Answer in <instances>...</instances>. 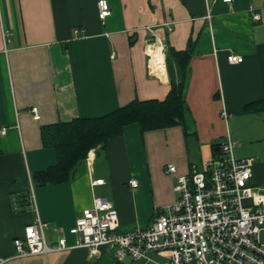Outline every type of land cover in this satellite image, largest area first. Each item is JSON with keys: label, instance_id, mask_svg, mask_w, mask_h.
<instances>
[{"label": "crops", "instance_id": "crops-1", "mask_svg": "<svg viewBox=\"0 0 264 264\" xmlns=\"http://www.w3.org/2000/svg\"><path fill=\"white\" fill-rule=\"evenodd\" d=\"M99 1L0 0V264H115L107 249L18 258L15 241L40 220L50 244L63 235L73 247L71 230L95 198L115 204L120 232L149 228L157 209L176 201V177L203 171L228 135L238 160L254 159L253 184L264 189V0H106L105 21ZM156 47L164 53L153 57ZM169 50L189 54L184 126L143 132L131 124L92 150L70 181H34L57 164L46 128L165 101ZM230 55L244 62L231 64ZM98 179L105 185L93 186Z\"/></svg>", "mask_w": 264, "mask_h": 264}, {"label": "built area", "instance_id": "built-area-1", "mask_svg": "<svg viewBox=\"0 0 264 264\" xmlns=\"http://www.w3.org/2000/svg\"><path fill=\"white\" fill-rule=\"evenodd\" d=\"M228 4L235 0H224ZM100 19L111 15L106 0L99 1ZM253 19L261 14L254 9ZM78 33V31H77ZM231 64H241L244 58L230 55ZM38 109H33L36 119ZM222 116L228 119L227 111ZM238 142L231 135L219 146V155L204 163V170L194 167L176 177L178 197L174 203L157 209L151 227L130 233L119 231V214L114 203L95 198L93 207L77 220L71 234L73 247L62 235L50 244L46 239L47 223L37 220L26 228L25 236L15 241L18 258L50 255L75 248H86L91 256L100 249L111 253L115 264L127 259L133 264H264V189L253 184L254 159L238 160ZM177 167L168 166L176 176ZM98 179L93 186H103ZM134 188L139 186L132 181ZM156 255H164L158 263ZM3 261L0 260V263Z\"/></svg>", "mask_w": 264, "mask_h": 264}, {"label": "trees", "instance_id": "trees-1", "mask_svg": "<svg viewBox=\"0 0 264 264\" xmlns=\"http://www.w3.org/2000/svg\"><path fill=\"white\" fill-rule=\"evenodd\" d=\"M166 62L172 86L165 101L136 100L101 118H79L46 128L43 131L44 145L55 149L57 164L35 174L34 181L40 185L70 181L92 150L106 149L109 141L121 136L131 124H139L143 132L184 126L189 54L169 50L166 52Z\"/></svg>", "mask_w": 264, "mask_h": 264}, {"label": "bare ground", "instance_id": "bare-ground-1", "mask_svg": "<svg viewBox=\"0 0 264 264\" xmlns=\"http://www.w3.org/2000/svg\"><path fill=\"white\" fill-rule=\"evenodd\" d=\"M151 50H152V51L154 50L153 53H156L157 51H161L162 54L164 53L161 47H156V48H153V49L151 48V49H149V54H150L151 56H153V57H154V55L150 52Z\"/></svg>", "mask_w": 264, "mask_h": 264}]
</instances>
